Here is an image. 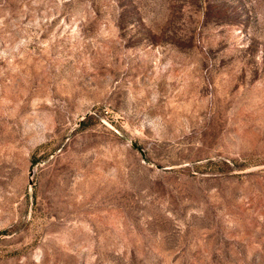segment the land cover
<instances>
[{"label": "rangeland", "instance_id": "rangeland-1", "mask_svg": "<svg viewBox=\"0 0 264 264\" xmlns=\"http://www.w3.org/2000/svg\"><path fill=\"white\" fill-rule=\"evenodd\" d=\"M0 264H264V0H0Z\"/></svg>", "mask_w": 264, "mask_h": 264}]
</instances>
